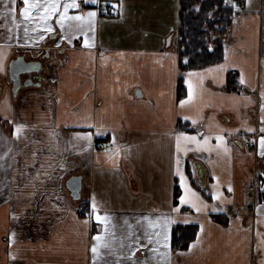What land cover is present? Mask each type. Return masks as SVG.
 Masks as SVG:
<instances>
[{
	"label": "crops",
	"instance_id": "0c3cea01",
	"mask_svg": "<svg viewBox=\"0 0 264 264\" xmlns=\"http://www.w3.org/2000/svg\"><path fill=\"white\" fill-rule=\"evenodd\" d=\"M31 2L25 16L23 0H0V264H264L244 148L258 132L264 157V0L238 12L224 61L182 74L181 97L179 0ZM20 56L43 69L14 98ZM112 135L131 139L152 194H127L122 143L95 150ZM75 175L86 217L65 186ZM178 226L194 235L181 247Z\"/></svg>",
	"mask_w": 264,
	"mask_h": 264
},
{
	"label": "trees",
	"instance_id": "16d2710c",
	"mask_svg": "<svg viewBox=\"0 0 264 264\" xmlns=\"http://www.w3.org/2000/svg\"><path fill=\"white\" fill-rule=\"evenodd\" d=\"M245 5L246 0H179L175 53L180 71V97L186 91L183 73L204 69L225 60V41L234 27L235 10ZM229 77L230 82H235L234 73ZM178 128L186 132L195 131L189 123H180ZM178 194L176 189V197ZM81 201L78 212L81 217H86L90 212V202ZM173 233L179 247L194 238L191 235L193 231L188 232L182 226L176 227Z\"/></svg>",
	"mask_w": 264,
	"mask_h": 264
},
{
	"label": "rangeland",
	"instance_id": "374dc122",
	"mask_svg": "<svg viewBox=\"0 0 264 264\" xmlns=\"http://www.w3.org/2000/svg\"><path fill=\"white\" fill-rule=\"evenodd\" d=\"M236 10H240V8H237ZM242 11L243 10H240L239 13H241ZM234 16H235V13H234ZM49 54L51 55V53H49ZM51 56H54V57L57 56V52L52 54ZM127 138H128L127 135H120V136L112 135V136H109V138L107 140H104V141L98 139V141L96 142L95 150H101L102 148L108 150V148L110 149V146H112V145L117 146V145H119V143H122L124 145L123 150L127 156V159L125 161L126 165H124V170H125V175H126L128 182H129V184L124 183L125 187L128 188L127 194H130L132 197L142 198L145 195L152 194L154 186L149 185L147 183V178H149L147 173H145L142 169H139L137 161L135 159L131 158L129 156V153L126 152L127 146H129L127 144H131V139H129L127 141ZM139 143H141V142H139ZM60 157L62 158V155H60ZM69 160L73 161L70 158H69ZM251 161H252V163L250 166V176H251V178H253L255 176V174H254L255 170L257 168H260L261 164L259 162H256L255 160H251ZM130 162H131L132 166L130 165ZM127 168H129L130 173H131V177H132V179L130 181H129V177H128L129 175L126 174ZM133 178L136 180L137 183L133 184V182H134ZM83 179H84V177H83ZM140 180H142L143 183H140ZM257 186L259 189H261L260 183H258ZM250 199H252V198H250ZM249 212H250V214L253 213L252 211H249Z\"/></svg>",
	"mask_w": 264,
	"mask_h": 264
},
{
	"label": "water",
	"instance_id": "95a60500",
	"mask_svg": "<svg viewBox=\"0 0 264 264\" xmlns=\"http://www.w3.org/2000/svg\"><path fill=\"white\" fill-rule=\"evenodd\" d=\"M49 58H50V54L49 52H47V54L44 57V60H48ZM42 69H43V62L41 61L26 62L24 56L16 57L14 60H12L9 67V74H10V79L12 81V86H13L12 92L14 98L18 97L23 87L33 85L31 81L28 80L27 83H25V86H23L21 83V75L22 74L32 75L33 73L40 72ZM35 86L39 87L40 84H36ZM65 186L73 201L77 202L81 200L82 190H83V177L81 175L70 177L66 181Z\"/></svg>",
	"mask_w": 264,
	"mask_h": 264
},
{
	"label": "flooded vegetation",
	"instance_id": "af4514ba",
	"mask_svg": "<svg viewBox=\"0 0 264 264\" xmlns=\"http://www.w3.org/2000/svg\"><path fill=\"white\" fill-rule=\"evenodd\" d=\"M258 137H259L258 132H253L252 134H248L246 137V140H245V144L247 143V144L253 145L255 147V151L249 152L246 150L245 146H244V148H245V151L248 154H250L251 160H255L256 162H259L261 164V167L257 168L255 170V172H254L255 176L254 177L258 180V182L256 181L257 184L260 183L262 185V181L264 180V173L261 172V168H262V163L264 162V157H262L263 155L260 154ZM75 176H79V175H75ZM261 193L262 194L264 193V189L262 190V192H259L258 194H261ZM252 200H253V202L249 206L248 210L253 212L254 211V203L264 202V195H259L256 200L255 199H252Z\"/></svg>",
	"mask_w": 264,
	"mask_h": 264
},
{
	"label": "built area",
	"instance_id": "2783aa9c",
	"mask_svg": "<svg viewBox=\"0 0 264 264\" xmlns=\"http://www.w3.org/2000/svg\"><path fill=\"white\" fill-rule=\"evenodd\" d=\"M107 15L111 16V17H115L117 15V9L116 8H109L107 10ZM246 150L249 152H253L255 151V147L253 145L247 144L246 143ZM252 185L247 187V190L249 191L250 194L256 196V194L259 193L258 188H257V182H256V178L254 177V179L251 182ZM245 186V183L243 184ZM232 213V211H230V214Z\"/></svg>",
	"mask_w": 264,
	"mask_h": 264
},
{
	"label": "snow or ice",
	"instance_id": "6c2138e0",
	"mask_svg": "<svg viewBox=\"0 0 264 264\" xmlns=\"http://www.w3.org/2000/svg\"><path fill=\"white\" fill-rule=\"evenodd\" d=\"M12 2L15 3V0H12ZM23 3L25 5V7L22 10L23 14L25 16H28L30 8L34 7L35 5H34V3L31 2V0H23ZM73 6H77L78 7V5H73ZM51 7H52L53 10H55L56 6H55V4H53V5H51ZM87 15L89 17H93V16H95V13L94 12H89ZM261 146L264 147V139L261 140ZM94 208H95V205H94ZM97 219L99 220L101 218L99 216H97ZM97 239L99 240V237H97ZM92 251H93V253H96L97 252V248L94 246Z\"/></svg>",
	"mask_w": 264,
	"mask_h": 264
}]
</instances>
